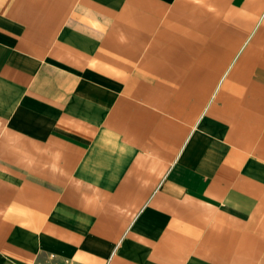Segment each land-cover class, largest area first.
Segmentation results:
<instances>
[{
    "label": "crops",
    "instance_id": "1",
    "mask_svg": "<svg viewBox=\"0 0 264 264\" xmlns=\"http://www.w3.org/2000/svg\"><path fill=\"white\" fill-rule=\"evenodd\" d=\"M0 264H264V0H0Z\"/></svg>",
    "mask_w": 264,
    "mask_h": 264
}]
</instances>
